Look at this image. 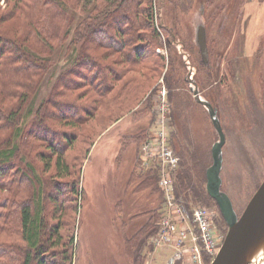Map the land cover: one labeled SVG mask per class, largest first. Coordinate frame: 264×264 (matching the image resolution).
<instances>
[{"label": "rangeland", "instance_id": "rangeland-1", "mask_svg": "<svg viewBox=\"0 0 264 264\" xmlns=\"http://www.w3.org/2000/svg\"><path fill=\"white\" fill-rule=\"evenodd\" d=\"M140 1V7L149 5L147 0ZM84 2L82 0L81 4ZM155 3L160 17L158 21L167 31L163 32V46L150 47L149 54L150 57H157L158 52L165 55L166 67L157 78L151 79L144 73L148 85L141 94L143 100H135L134 108L115 118L98 136L96 130L98 132L101 126L107 125L117 115L114 109L111 110L110 120L105 119L101 111L95 112L93 117L73 129L79 138L65 152V156L75 166L74 174L53 178L54 165L48 172H43L44 162L37 154L38 149L32 150L30 145L28 148L21 145V154H26L25 163L35 165L46 180H80L83 195L78 200L73 194L70 198L64 197L63 205L55 211V218L52 219L49 215L50 222L59 221L60 233L65 237L74 235L76 239L75 253L70 264H133L132 258L127 254L126 240L146 223L150 211L159 203L158 195L148 189H139L138 180L133 177L137 170L140 171L138 164L142 149L137 147L132 136L142 129L152 132L155 128L154 115L151 111L147 112L146 106L149 102L156 110L163 92L170 104L171 144L178 153L181 166L186 167L185 169L192 168L191 174L196 180L199 179L201 187L207 193L206 170L213 162L212 147L219 139V133L212 122L209 109L199 102L194 89L200 91L199 97L203 101L214 106L225 132L221 188L231 197L239 215L264 180V125L260 123L264 110H260L261 113L258 110L264 106V0H155ZM6 4V0H0V11L7 8ZM93 5V2L89 3V11ZM68 9L73 17L68 27L72 35L87 12L76 10L72 6ZM17 20L16 16L2 22L1 33L12 34ZM199 24H204L207 31L210 49L208 62L203 61L197 42ZM151 32L149 27L145 30L148 36ZM168 36L170 46L165 42ZM126 38L129 43L127 50L135 46L145 50L143 48L149 45L148 40H132L128 35ZM68 40L59 43L51 57V66L31 103L27 123L32 122L41 101L49 95L56 76L71 61V55L66 51ZM109 44L110 41L105 40V47L93 48L91 55L99 57L105 54L107 60L100 58L103 64L114 62L121 55L120 47L115 43ZM140 53L145 56L147 50ZM171 56L176 59L175 63H182L180 70L185 73V81L180 80L172 89L166 81ZM145 62L141 67L147 69ZM129 66L130 63L124 60L115 67L126 75L134 74L128 71ZM97 72L96 69L93 70L80 86L88 82L94 84L100 77ZM83 91L84 87L75 93ZM57 109L54 110L55 114L60 113L59 108ZM49 123L52 124L53 121L49 120ZM54 128L57 129L56 126ZM63 128L72 129L70 126ZM18 176L12 170L8 175V182ZM12 187L0 191L2 203L7 205L5 207L0 204V225L6 223L10 231L13 225L11 238L21 241L15 222L12 225L9 222L12 220L6 222L1 213H11L12 200L25 199L32 191L29 187L17 189V181ZM53 192L55 194L54 190ZM179 196L184 199L182 194ZM192 204L211 210L218 234L221 235L220 250L229 226L217 201L205 196ZM75 205H78L77 212L73 209ZM48 210H52L51 202L48 203ZM2 239H7V236L0 234V240ZM138 251L145 256L143 264H176L177 261L187 264L171 247L152 249L145 242ZM214 257H207L205 264H210Z\"/></svg>", "mask_w": 264, "mask_h": 264}, {"label": "trees", "instance_id": "trees-1", "mask_svg": "<svg viewBox=\"0 0 264 264\" xmlns=\"http://www.w3.org/2000/svg\"><path fill=\"white\" fill-rule=\"evenodd\" d=\"M81 1L6 0L7 8L0 11V191L13 188L12 184L16 181L17 189L29 187L32 191L25 199L12 200L11 213H1L6 222L12 220L9 221L11 225L15 222L21 241L12 240L13 225L11 231L6 223L0 225V234L7 236V239L0 240V264H70L76 248L74 235L65 237L60 233L59 221L50 222L49 215L52 219L55 218V211L63 205L64 197L70 198L73 194L78 200L83 195L80 180H46L35 165L25 163L26 154H21V145L26 148L30 145L32 150L38 149L37 154L44 162L43 172H48L54 165L53 178L72 176L75 166L65 156V152L79 138L73 129L93 117L95 112L101 111L105 119L110 120L111 110L114 109L117 115L107 125L101 126L98 132L96 130L98 136L119 115L134 108L135 100H143L141 94L148 85L145 75H149L151 79L157 78L166 67L165 55L158 52L157 57H150L149 54L150 47L163 46V32L166 30L158 21L160 17L155 0H147L149 5L144 7H140V0H85L83 4ZM90 2L94 5L89 11ZM69 6L87 12L72 35L68 30L73 19ZM16 16L18 23L12 34L1 33L2 22ZM125 26L127 29L124 30ZM148 27L152 29L150 36L145 33ZM127 35L132 40H148L149 45L143 48L145 50L139 46L127 50ZM169 37H166L165 42L170 46ZM66 40V51L71 55V61L56 76L49 95L41 101L32 122L27 123L31 103L51 66V57L59 43L67 42ZM105 40L119 45L121 59L119 57L114 62L103 64L100 58L107 60L105 54L97 56L99 59L96 55H91L93 48L105 47ZM146 50L147 56L140 53ZM171 57L166 73L170 89L180 80L185 81V73L180 70L182 63H175L176 59ZM124 60L130 63L128 71L134 74L126 75L115 67ZM144 61L148 71L141 67ZM95 69L99 79L97 77L94 84L88 82L80 86ZM104 72L106 75H103ZM82 87L85 92L75 93ZM148 95L149 93L146 96ZM147 104V112L151 111L155 118V108L149 102ZM55 108H59L60 113L55 114ZM49 120L53 123L50 124ZM61 126H70L72 129ZM150 135V130L142 129L132 136V140L141 149ZM94 140L95 138L90 145ZM138 165L140 171L135 170L136 176L133 175L138 180V188L157 194L159 204L150 211L146 223L126 240L127 254L132 258L133 264L144 263L145 256L138 250L145 242L154 248L151 237L158 230L164 199L156 164L144 169L140 166V161ZM185 168L180 164L176 174V190L183 195L185 205L204 199L205 196L214 199L201 187L199 179L196 180L191 174L192 168ZM12 170L19 176L9 183L8 175ZM2 202L0 199V204L7 207ZM49 202L52 203L51 211L48 210ZM73 209L77 212L78 205ZM176 264H180L179 261Z\"/></svg>", "mask_w": 264, "mask_h": 264}, {"label": "built area", "instance_id": "built-area-1", "mask_svg": "<svg viewBox=\"0 0 264 264\" xmlns=\"http://www.w3.org/2000/svg\"><path fill=\"white\" fill-rule=\"evenodd\" d=\"M155 110V128L142 144L140 165L158 167L163 207L157 232L151 237L154 247H171L187 264H205L219 251L220 236L209 208L185 205L176 190L180 158L171 144L170 104L163 92Z\"/></svg>", "mask_w": 264, "mask_h": 264}, {"label": "water", "instance_id": "water-1", "mask_svg": "<svg viewBox=\"0 0 264 264\" xmlns=\"http://www.w3.org/2000/svg\"><path fill=\"white\" fill-rule=\"evenodd\" d=\"M197 42L203 61L208 62L209 47L204 24L198 25ZM194 94L209 109L212 122L219 133V139L212 147L213 162L206 170V185L229 226L224 242L210 264H264V180L239 215L231 197L221 188L225 132L214 106L199 97L198 89H194Z\"/></svg>", "mask_w": 264, "mask_h": 264}, {"label": "bare ground", "instance_id": "bare-ground-1", "mask_svg": "<svg viewBox=\"0 0 264 264\" xmlns=\"http://www.w3.org/2000/svg\"><path fill=\"white\" fill-rule=\"evenodd\" d=\"M254 99H255V96H254ZM259 107V106H258ZM261 107V106H260ZM262 108V107H261ZM261 108H259L258 110L260 111V110H264V106H263V108L261 109ZM260 113H261V111H260ZM261 115H263V117L261 116L260 117V123L262 124V125H264V113L262 114L261 113Z\"/></svg>", "mask_w": 264, "mask_h": 264}, {"label": "flooded vegetation", "instance_id": "flooded-vegetation-1", "mask_svg": "<svg viewBox=\"0 0 264 264\" xmlns=\"http://www.w3.org/2000/svg\"><path fill=\"white\" fill-rule=\"evenodd\" d=\"M208 47H209V45H208ZM202 56V55H201ZM209 58H210V50H209Z\"/></svg>", "mask_w": 264, "mask_h": 264}]
</instances>
